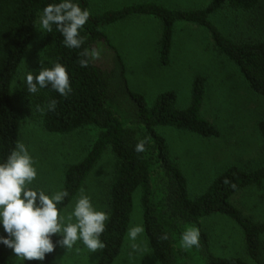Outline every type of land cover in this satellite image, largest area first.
I'll return each instance as SVG.
<instances>
[{"label": "trees", "instance_id": "1", "mask_svg": "<svg viewBox=\"0 0 264 264\" xmlns=\"http://www.w3.org/2000/svg\"><path fill=\"white\" fill-rule=\"evenodd\" d=\"M53 0H0V161L19 141L20 127L26 119H41L50 134L68 135L93 128L97 137L81 161L64 172L63 188L69 193L61 207L65 210L80 192L85 180L106 152L114 160L108 187L107 223L101 240L106 248L97 252L94 264H113L123 250L136 196L142 210L144 236L158 264H247L241 258H219L211 252L210 236L201 221L223 216L232 221L242 234L247 258L253 264H264V223L254 222L230 203L236 193L264 185V164L252 171L228 167L216 177L206 191L192 200L187 179L172 159L159 128H171L203 139L218 138V130L200 115L205 98L206 79L192 81L189 104L177 107L174 92L159 95L148 106L142 94L129 87L123 58L110 42L104 29L133 17H151L160 24L156 53L160 66H168L173 47L174 26L185 23L205 29L218 56L239 72L248 88L264 98V40L235 42L226 38L210 21L223 10L250 12L260 0H211L195 10L168 9L152 3H140L120 10L91 15L81 31L85 44L81 49L63 45V37L53 28L43 33V67L64 64L72 91L65 97L50 89L27 92L25 80L20 85L24 105L13 101L12 85L27 48L34 39L42 9ZM89 10L87 0H79ZM84 48L100 50L98 59H90L80 67L79 53ZM41 65L32 71L37 74ZM55 100L54 111L48 105ZM264 149V119L257 125ZM146 139L145 151L136 152L135 145ZM135 199V200H134ZM137 200V201H138ZM190 228L200 231L199 247L185 248L181 235ZM0 234H3L1 232ZM167 239H161L163 235ZM55 243L58 236L52 237ZM58 249V248H57ZM8 248L0 245V264H11ZM57 250L46 254L42 264H53ZM27 264H41L28 261Z\"/></svg>", "mask_w": 264, "mask_h": 264}, {"label": "rangeland", "instance_id": "2", "mask_svg": "<svg viewBox=\"0 0 264 264\" xmlns=\"http://www.w3.org/2000/svg\"><path fill=\"white\" fill-rule=\"evenodd\" d=\"M91 15L145 2H155L170 9H202L211 0H87ZM211 23L228 39L240 41L264 40V0L250 12L223 10L210 17ZM37 21L34 39L27 48L12 85L13 101L24 105L20 85L28 71L44 62L43 34ZM109 40L123 55L126 76L132 91L144 96L148 106L166 92H174L177 107L185 109L190 100L195 77L206 79L205 98L200 115L219 132L218 138L203 139L194 134L171 128H159L172 159L187 179L189 198L202 195L213 180L228 167L252 171L264 164V149L257 125L264 119V98L248 88L237 69L217 55L205 29L185 23L174 26L173 47L168 66H160L156 48L150 49L160 37V24L153 18L131 19L104 29ZM154 56V58H153ZM97 137L93 128L74 131L68 135L47 133L41 119H26L20 127L19 142H23L38 169L34 186L47 193L61 190L65 170L83 159ZM114 160L106 152L81 189L92 198L93 204L108 211V187L113 175ZM81 191V190H80ZM64 210L71 211L75 199ZM138 200V196L135 197ZM134 199V200H135ZM133 204L130 227L142 225L139 200ZM230 203L254 222L264 223V185L262 190L249 189L236 193ZM210 236L211 252L219 258L246 256L239 228L223 216H211L201 221ZM2 228H0V233ZM59 239V237H58ZM128 235L119 258L113 264H158L147 244L144 232L136 243L141 251L131 249ZM11 264H23L8 249ZM97 252L89 253L82 242L71 250L58 248L53 264H94ZM27 264V262H25Z\"/></svg>", "mask_w": 264, "mask_h": 264}, {"label": "clouds", "instance_id": "3", "mask_svg": "<svg viewBox=\"0 0 264 264\" xmlns=\"http://www.w3.org/2000/svg\"><path fill=\"white\" fill-rule=\"evenodd\" d=\"M91 12L82 8L79 0H53L43 9L39 17V28L43 33L53 32V28L63 37V45L69 49H81L85 36L81 31L88 23ZM100 50L84 48L79 53L80 67L86 68L90 59H98ZM27 92L37 93L50 85V89L61 96L71 91L68 69L60 62L52 67L41 65L37 74L28 71L25 75ZM55 100L48 105L54 111ZM146 139L135 145V151L144 152ZM38 176L36 161L23 142L17 141L6 158L0 161V245L10 249L15 258L23 264L28 261L44 262L46 254L54 253L57 248L71 250L77 242H82L89 253L106 248L101 240L107 223L108 211L97 208L92 198L81 189L70 212L64 213L62 202L69 193L61 189L47 193L34 186ZM144 232L143 225H135L128 230V239L133 251H141L136 243ZM59 239L53 242L52 237ZM161 239H167L163 235ZM185 248L199 247L200 231L190 228L181 235Z\"/></svg>", "mask_w": 264, "mask_h": 264}, {"label": "crops", "instance_id": "4", "mask_svg": "<svg viewBox=\"0 0 264 264\" xmlns=\"http://www.w3.org/2000/svg\"><path fill=\"white\" fill-rule=\"evenodd\" d=\"M144 3H152V4H156V5H158V6H161V5H159V4H157V3H155V2H145L144 1ZM162 7H165V6H162ZM165 8H167V7H165ZM168 9H170V8H168ZM141 18H145V19H150L151 17H137V19H141ZM131 19V18H130ZM158 41V40H157ZM157 41L154 43V44H151V46H150V49L151 50H153L154 48H156V43H157ZM111 42V41H110ZM112 43V42H111ZM113 44V43H112ZM114 45V44H113ZM117 48V47H116ZM118 50V49H117ZM119 52V51H118ZM120 53V52H119ZM120 55H121V57L123 58V60H124V57H123V55L120 53ZM156 56H157V53H156ZM153 58H154V56H153ZM125 62V61H124Z\"/></svg>", "mask_w": 264, "mask_h": 264}]
</instances>
